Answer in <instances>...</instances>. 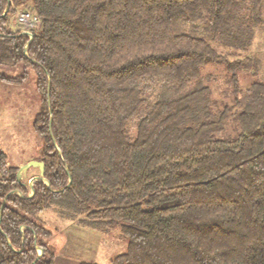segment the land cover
<instances>
[{"label":"trees","instance_id":"trees-1","mask_svg":"<svg viewBox=\"0 0 264 264\" xmlns=\"http://www.w3.org/2000/svg\"><path fill=\"white\" fill-rule=\"evenodd\" d=\"M28 7L32 39L14 27ZM258 28L264 0H0V64L26 69L0 78L36 75L48 181L29 196L1 152L0 264H55L35 218L56 203L119 225L114 264H264V79H239L260 74ZM209 63L226 65L232 102L197 81Z\"/></svg>","mask_w":264,"mask_h":264},{"label":"rangeland","instance_id":"rangeland-1","mask_svg":"<svg viewBox=\"0 0 264 264\" xmlns=\"http://www.w3.org/2000/svg\"><path fill=\"white\" fill-rule=\"evenodd\" d=\"M14 19H17V14ZM17 21L14 27L25 30L30 28L18 19ZM251 47V54L260 60L261 71L259 75L240 71L239 79L242 87L248 86L254 80L264 79V28H258ZM218 50L231 57L248 53L245 51L239 53L226 45H220ZM25 70L23 63L0 64V71L10 77L22 75ZM29 70V76L23 82L12 83L0 78V156L1 152L6 154L10 164L36 160L32 158H37L43 153V139L34 130L35 116L41 108V97L37 89L36 75L31 69ZM197 81L211 87L213 98L218 103L215 107L232 102V84L225 64L205 65L201 78ZM38 170L39 168L35 167L30 173L39 175ZM22 171L25 172V168ZM30 173L26 174L27 176L22 174L27 183ZM66 209L65 204L56 203L35 218L52 232L48 244L55 253V264H81L85 261L114 264L113 259L128 249L129 240L122 233L119 225L102 230L86 224L84 222V219H88L86 215H66L62 212ZM42 251L43 249L38 247V252L42 253Z\"/></svg>","mask_w":264,"mask_h":264},{"label":"water","instance_id":"water-1","mask_svg":"<svg viewBox=\"0 0 264 264\" xmlns=\"http://www.w3.org/2000/svg\"><path fill=\"white\" fill-rule=\"evenodd\" d=\"M8 8H9V7H7L5 13L7 12ZM23 34H27V35H29V36H30V39L33 38V34H32L31 32H29V31H24ZM28 44H29V43H28ZM28 44L26 45V50H27V48H28ZM31 166L38 167L40 173H39V175L34 176V177L31 178V180H30V187H31V189H32V192H31V194H30L29 196H32V195L34 194L33 183H34L35 180H43V181H45L46 183H48L47 179L44 177L45 168H46L45 163H44L43 161H40V160H31V161H29L28 163H26L23 167L20 168V170H19V172H18V177L21 179L22 170H23L24 168H25V170H26V169H28V168L31 167ZM14 192H17V193L23 195V194H22L20 191H18V190L14 191ZM5 204H6V199H5V200L3 201V203H2V208H1V211H0V218L2 217V212H3V209H4ZM38 247H39V246H38ZM42 253H43V251H42ZM42 253H39V256H40Z\"/></svg>","mask_w":264,"mask_h":264},{"label":"built area","instance_id":"built-area-1","mask_svg":"<svg viewBox=\"0 0 264 264\" xmlns=\"http://www.w3.org/2000/svg\"><path fill=\"white\" fill-rule=\"evenodd\" d=\"M17 19L19 22L29 25L30 28L35 27L39 22V17L29 8L17 10ZM30 32V31H29Z\"/></svg>","mask_w":264,"mask_h":264},{"label":"crops","instance_id":"crops-1","mask_svg":"<svg viewBox=\"0 0 264 264\" xmlns=\"http://www.w3.org/2000/svg\"><path fill=\"white\" fill-rule=\"evenodd\" d=\"M25 31H27V30H25ZM32 159H36V160H39L38 159V157L37 158H32ZM9 163V162H8ZM26 163H28V162H26ZM26 163H20V164H18L19 166H23V165H25ZM34 166H31V167H29V169H26L25 170V172L24 171H22V174L24 173L25 174V176H27L26 174H28V173H30L31 172V170H34ZM38 173H39V170H38ZM37 173V174H38ZM24 175H21V179H24V177H25ZM34 176H36V173H30L29 174V176L27 177V179H28V181L30 182V180H31V178H33ZM28 182V185H29V187H30V183ZM30 190H31V192H32V189H31V187H30Z\"/></svg>","mask_w":264,"mask_h":264}]
</instances>
